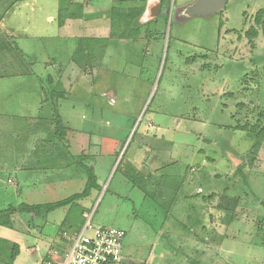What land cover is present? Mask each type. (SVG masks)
<instances>
[{
  "label": "rangeland",
  "instance_id": "obj_1",
  "mask_svg": "<svg viewBox=\"0 0 264 264\" xmlns=\"http://www.w3.org/2000/svg\"><path fill=\"white\" fill-rule=\"evenodd\" d=\"M73 1L0 0V264L62 257L86 213L128 233L117 264H264V142L243 129L264 111V0L207 19L164 0L135 39L119 19L142 0Z\"/></svg>",
  "mask_w": 264,
  "mask_h": 264
},
{
  "label": "built area",
  "instance_id": "obj_2",
  "mask_svg": "<svg viewBox=\"0 0 264 264\" xmlns=\"http://www.w3.org/2000/svg\"><path fill=\"white\" fill-rule=\"evenodd\" d=\"M84 225L72 237L64 255L43 264H117L121 262L126 231L98 227L92 215L84 214ZM54 257V256H51Z\"/></svg>",
  "mask_w": 264,
  "mask_h": 264
},
{
  "label": "trees",
  "instance_id": "obj_3",
  "mask_svg": "<svg viewBox=\"0 0 264 264\" xmlns=\"http://www.w3.org/2000/svg\"><path fill=\"white\" fill-rule=\"evenodd\" d=\"M77 7H80V6H77ZM63 9H65V8H63ZM115 9H116L115 7H113L111 9V13L113 12L112 13L113 16H114V13H115ZM65 11H66V9H65ZM65 11L60 8V10L58 12V24L60 23V26L61 27L64 25L65 20L75 19V18H77V15H78V14L75 15V14L72 13L71 14V17H70V13H67L66 12L67 17H65V16L61 15L62 14L61 12H65ZM143 13H144V8L143 7H139V9H137V10H132V11L128 12L127 15H126V17L124 19H119V22H121L120 23L121 26L126 31V34H123V35L120 36L122 39H124L125 36H128L129 38H134V39L135 38H138V36L140 35L141 31L138 30V29H133L132 26H133V23L136 22L142 16ZM112 14H111V16H112ZM79 17L80 16L78 15V18ZM256 24L257 25L264 24V10H261L257 14V16H256ZM263 31H264V28H263ZM113 35H114V33L112 32L110 36L113 38L114 37ZM247 35H248V37L250 39H255V38L258 37V31L253 28V29L250 30L249 34H247ZM104 44H106V42ZM59 91L60 92H58L57 95H56L57 96V99H62V98L64 99V97H65L64 90L59 89ZM51 92L52 93L54 92L53 94L55 95V91H54L53 87L51 89ZM262 121L264 122V111L261 112L260 119H259V121H258L257 124L251 126L250 128H248V127L243 128L251 136H253V138L255 139V144L253 146L254 151H255L254 154L261 147L262 142H264V125L261 126V124H262L261 122ZM56 127H57L56 133L59 134L61 136V140L63 142H65V140H66L65 133L68 132V129H66L65 127H63V124L59 120V117L57 119V126ZM59 129L61 131H59ZM87 169H88V172H87V175H88L87 176L88 177V183H93L92 186H94L95 185L94 183H96V177L94 175V172L91 169H89V168H87ZM243 169H244V167L242 165L236 171L239 174H242ZM92 186L89 184L88 185V189L84 193H82L81 195L80 194L75 195V196H73V197H71V198H69L67 200H64L63 202L57 204L55 207H57V208H60V207H63V206L65 207V206H68V205H70L71 203H73V202H75L77 200L84 199L85 197H87V195L89 193V188L92 187ZM238 201H239L238 199L230 200L227 197H224V198L222 197V202H224V203L222 204L223 206H220V208H222V210H224L226 212L231 213V216L230 217L231 218H234L237 215L236 210H237V206H238ZM19 209H20L21 212L27 211L26 208H25V205H23V206L21 205L19 207ZM38 209H40V207H33L30 210L33 211V210H38ZM9 210H14V209L11 208ZM4 212H6V211H4ZM83 218H84V216H83ZM11 253H12V256H11L10 261H9L10 263H12L16 259V257L18 256V253H19L18 247L15 246L13 248V250L11 251Z\"/></svg>",
  "mask_w": 264,
  "mask_h": 264
},
{
  "label": "water",
  "instance_id": "obj_4",
  "mask_svg": "<svg viewBox=\"0 0 264 264\" xmlns=\"http://www.w3.org/2000/svg\"><path fill=\"white\" fill-rule=\"evenodd\" d=\"M227 0H197L193 4L183 7L180 10L176 11V19H192L196 17L200 18H211L218 13H221L226 8ZM158 11L152 15H158L161 10L160 6H157L152 9V11ZM163 15L166 16V10H164ZM185 16H184V15Z\"/></svg>",
  "mask_w": 264,
  "mask_h": 264
},
{
  "label": "crops",
  "instance_id": "obj_5",
  "mask_svg": "<svg viewBox=\"0 0 264 264\" xmlns=\"http://www.w3.org/2000/svg\"><path fill=\"white\" fill-rule=\"evenodd\" d=\"M107 1H111V2H114V0H107ZM131 1H133V0H131ZM74 2V5H77V4H81V3H83V2H85V3H87L88 2V0H75V1H73ZM144 2H145V5H143L144 4ZM146 2H147V5H146ZM139 4H141L140 5V7H143L144 8V13H149L148 11H152V9L153 8H155V7H157V6H160L161 7V10L159 11L160 13H159V16L162 14V12L164 11V10H166V16H168L169 15V12H170V9L167 7V6H165L164 5V0H142ZM147 7V8H146ZM146 8V9H145ZM156 12H158V11H156ZM165 16V15H164ZM50 19V18H49ZM51 20V19H50ZM127 237H128V233H127V236H126V239H127ZM126 239H125V242H124V249H125V243H126ZM124 249H123V252H124ZM122 258H123V255H122ZM122 261V260H121ZM195 262L197 263V264H199V262L200 261H198L197 259L195 260Z\"/></svg>",
  "mask_w": 264,
  "mask_h": 264
},
{
  "label": "flooded vegetation",
  "instance_id": "obj_6",
  "mask_svg": "<svg viewBox=\"0 0 264 264\" xmlns=\"http://www.w3.org/2000/svg\"><path fill=\"white\" fill-rule=\"evenodd\" d=\"M155 12H156V10L155 11H151L152 14L155 13Z\"/></svg>",
  "mask_w": 264,
  "mask_h": 264
},
{
  "label": "bare ground",
  "instance_id": "obj_7",
  "mask_svg": "<svg viewBox=\"0 0 264 264\" xmlns=\"http://www.w3.org/2000/svg\"><path fill=\"white\" fill-rule=\"evenodd\" d=\"M184 15V14H183ZM185 16V15H184Z\"/></svg>",
  "mask_w": 264,
  "mask_h": 264
}]
</instances>
